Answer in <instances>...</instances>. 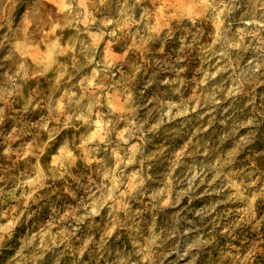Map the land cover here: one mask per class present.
<instances>
[{
	"label": "clouds",
	"instance_id": "9594fccd",
	"mask_svg": "<svg viewBox=\"0 0 264 264\" xmlns=\"http://www.w3.org/2000/svg\"><path fill=\"white\" fill-rule=\"evenodd\" d=\"M23 2L29 4V10L19 20L11 15L0 18V46L19 38L29 25V35L38 38L44 28L57 21L63 28L71 26L69 17L73 20L78 18L71 5L64 12L51 8L49 5L56 0H39V7L32 0ZM158 3L161 8L174 7L175 10L153 29L150 17L161 15ZM103 4L105 0H99V5ZM91 6L94 10L98 7L96 3ZM138 7L143 9L140 19L138 21L133 16L131 23L136 25V36L141 44L134 49L135 59L130 61L132 71L126 70L118 79L116 73L119 68L94 73L95 86L88 88L79 99H74L69 109L72 111V127H83L82 131L68 133L65 141L73 143L77 150L81 147L77 141L85 138L87 129L99 120L104 121V136L94 138L95 142L87 145L91 156H99L97 166L93 168L96 180L88 177L86 183L79 185L90 193L88 202L81 205L90 222L79 236L74 231L69 232L71 239L65 237L55 241L49 238L43 246L25 240L19 250L9 247L17 243L15 235L18 232L14 235L13 231L6 229L5 235H0V264H45V248L49 245L55 247L57 243L62 245V250L55 264H264V214H259L252 203L259 199L264 204V153L238 159L255 138L252 130L264 126V88L261 87L264 85V0H180L175 6L167 0H132V3L123 0L122 17ZM189 7L192 11H187ZM167 20L173 23L169 24ZM208 21L216 24L215 37L212 32L205 35L204 26ZM237 24L242 27L236 29L234 26ZM113 27L115 30L110 31V39L126 42L128 33L115 25ZM168 40H173L174 46L166 51L163 42ZM146 41H153V46L145 47ZM156 43L160 46L156 47ZM85 47L89 50L85 51ZM85 47L74 53L80 59L70 66L69 77L85 69L91 63L90 58L95 56L91 44ZM195 64L200 65L195 74L185 75ZM96 67H101V63ZM217 73L230 80L232 87L218 84L213 79ZM137 74L141 76L139 81ZM0 76L7 78L8 74ZM193 85L198 90L197 94L185 99L187 88ZM114 89L122 97L123 110L112 106ZM149 89L156 90L151 98L146 91ZM221 100L226 106L221 105ZM47 103L50 109L48 119L57 122L50 129L41 122V129L52 132L66 127L62 119L57 120L63 113L57 111L54 98H49ZM206 105L216 128L211 135L200 136V133L208 132L201 120L196 131L191 132L195 138L189 139L179 153L171 155L173 170L181 164L187 168V173L181 171L174 177V186L172 181L166 183L165 193L169 187H174L172 198L169 200L151 192L155 181L163 182L162 176L150 174L149 169L164 148L146 154V134L187 135L193 126L189 113ZM10 107L7 103L4 105L9 110ZM217 108L221 109L220 119H217ZM137 109L141 112L137 113ZM145 111L147 116L143 114ZM78 112L82 117H76ZM200 116L201 113H196L197 118ZM148 117L156 119L150 127ZM177 117H184L183 123L177 121ZM13 119L17 121L18 128L5 136L2 127L5 115L0 109V137H4L3 142L8 144V149L0 152V208L7 204L9 212L20 209L14 217V221L19 222L21 217L30 214L27 211L28 200L17 193V189L26 191L21 176L39 165L42 153H35L36 165L28 160L29 168L20 175L16 174L17 165L11 162L12 143L21 135H27L30 129L25 127L22 114L13 116ZM171 121H176L179 127H172ZM122 122L127 125V137L138 138L131 153L127 150L125 134L121 132ZM241 128H248L250 134L240 135ZM229 144H234V148L226 153L224 149ZM117 150L124 156H120ZM114 153L120 165L118 171L111 168ZM137 153H140L139 171L143 175L135 184H125L124 168L136 158ZM5 156L9 161L7 166L3 163ZM25 156L28 153L23 152L22 147L16 150L17 160L23 162ZM193 156L197 162L204 161L195 170L185 161L186 157ZM239 163L244 166L237 168L236 172H229ZM69 169L70 165L65 168L63 177L57 169H50L49 176L54 182L62 178L67 180L72 177ZM84 169H87V164ZM105 169L110 175L102 180ZM85 170L78 175H87ZM225 173L228 174L227 183L223 180ZM233 175L238 178V183L232 179ZM112 180L118 183H113L110 190L108 183ZM217 181L219 186L214 183ZM202 184L208 188L204 199L213 193H224L228 201L240 202L244 207H230L226 201H216L214 197L213 203L203 206L204 200L198 199ZM121 187H124L123 193ZM225 189L231 195H227ZM118 200L123 203L118 205ZM13 204L16 208L12 207ZM218 204L223 207H218ZM15 227L16 223H12L11 228ZM11 252L14 254L8 255Z\"/></svg>",
	"mask_w": 264,
	"mask_h": 264
},
{
	"label": "rangeland",
	"instance_id": "374dc122",
	"mask_svg": "<svg viewBox=\"0 0 264 264\" xmlns=\"http://www.w3.org/2000/svg\"><path fill=\"white\" fill-rule=\"evenodd\" d=\"M32 2L39 7V0H32ZM93 3L98 5L96 10L91 6ZM122 3L123 0H105V4L103 5H99V0H56L55 3L49 5L51 8L56 9L58 12H64L67 11V6L71 5L72 9L78 13L76 20L69 17L70 27L62 28L60 22L57 21L51 27L44 28L37 38L34 35H29V32H31V26L29 25L21 32L19 38L10 44L0 46V64L3 65L0 67V74H8L7 78L0 76V109H3L5 115V121L2 125L5 130V136L12 133L13 129L18 128L17 121L13 119V116H20L22 114L25 127L30 129L27 135H21L20 139L12 143L11 162L17 165L15 169L16 174L20 175L25 169L29 168L28 160H31L32 165H36L35 153H42L39 157V165L32 168L29 174L21 176L26 191L17 189V193L22 194L28 200L27 211L30 214L26 217H21L20 221L17 222L14 221V217H16L17 211L20 209L9 212L6 210L8 208L7 204L3 208H0V235H5L6 229L13 231L14 235L18 232V235H15L17 243L9 245V247L19 250L25 240L43 246L49 238L55 241H59L65 237L71 239L68 236L69 232L74 231L79 236L81 230L90 222L87 212L81 206L88 202L87 198L90 196V193L84 188L79 187V185L86 183L88 177L96 180L93 168L97 166L99 156H91L87 145L94 143V138L104 136V121L99 120L94 126L87 129L85 138L77 141L81 146L77 150V147L73 143L65 141L68 133L82 131L83 127L80 129L72 127V111L69 109L74 99H79L88 88L95 86L97 81L94 78V73L109 68L113 70L119 68V72L116 73L118 79L120 74L126 70L128 72L132 71L130 61L135 59L134 49L141 44V41L137 39L136 25L131 23V19L134 16L139 21L143 9L138 7L133 9L129 15L122 17ZM129 3H132V0H129ZM167 3L175 6L179 5L180 0H167ZM5 5H8V7L6 8ZM157 8L160 9L161 15L150 17L153 29L157 28L162 23V20H166L172 11L175 10L174 7L170 9L161 8L159 3L157 4ZM28 10L29 4L23 2V0H2L0 2V18H3L5 15H11L19 20ZM187 11H192V8L189 7ZM221 19H223L222 16ZM167 23L171 24L173 22L167 20ZM114 25L128 33L126 42L124 40L113 42L110 39L109 34L110 31L115 30ZM204 27L205 35H207V32H212L214 37L217 35L215 22L208 21ZM234 27L238 29L242 25L237 24ZM88 44H91L95 49V56L90 58L91 63L81 72H74L69 77L70 66L80 59L74 53ZM144 46L151 48L153 41L144 42ZM155 46L159 47L160 44L156 43ZM173 46V40L163 42V47L166 51ZM88 50L85 47V51ZM218 51H222V49H218ZM97 63H101V67H96ZM199 67V64H195L194 67L190 66L185 75L190 77L195 74ZM13 73H18V75H13ZM85 77H87V82L85 81ZM107 78L111 79V76L107 75ZM200 78H203V76L201 75ZM140 79V74H137V81ZM213 79L221 86L226 84L227 87H232L231 81L223 77L221 73H217ZM261 87L264 88V85ZM113 91L115 95L112 96V106L123 110L122 97L119 95L117 89ZM146 91L149 92V98H151V95L155 94L156 90L149 89ZM197 92L198 90L193 85L187 88L184 98L187 99L197 94ZM49 98H54L57 111L63 113L62 116L57 117V120L62 119L67 125L59 131L53 130L49 132L48 129H41V122L47 124L49 129L57 122L48 119L50 109L47 101ZM175 99L178 100L179 97ZM6 103L11 106L10 110L4 108ZM220 103L226 106L223 100ZM136 111L137 113L141 112L140 109ZM196 113H201L200 118L196 117ZM204 113L207 114L205 115ZM143 114L147 116L146 111ZM216 115L217 119L222 118L220 108L216 109ZM93 116L95 118V113H93ZM189 116L193 118V126L187 135L181 133L179 137H170L166 133L161 132L155 136L147 133L145 137L144 152L146 154L150 155L156 153L161 147L164 148V152L160 154L159 158H154V162L149 169L150 174L162 176L163 182L155 181L150 191L159 193L169 200L172 198L174 187H169L167 193H165L166 183L172 181L174 186V177L181 171L187 173V168L183 164L173 170L170 159L171 155L179 153L189 139L195 138L191 136V132L196 131L201 120L203 126L208 129V132L200 133V136L211 135L213 129L216 128V124L211 120L212 113L207 105L203 109L197 107L195 112L189 113ZM76 117H82V114L78 112L76 113ZM148 119L150 120L149 127L152 123L156 122L155 118L148 117ZM176 119L183 123L185 118L177 117ZM170 124L174 128L179 127L176 121H171ZM210 124L212 125L211 127H209ZM126 128L127 125L122 122L121 132L125 134V143L128 145L127 150L131 153L133 146L138 142V138H128ZM31 129H35L36 131L32 132ZM252 131L255 132V138L240 157H238L240 160L255 153H264V126ZM239 134L247 136L250 134V130L248 128H241ZM3 141L4 137H0V152H5L8 149V144ZM33 141H35V144H33ZM21 147L23 152L28 153V156L24 157L23 162L16 159V150H20ZM233 148L234 144H229L224 150L227 153ZM119 155L124 156V153L119 152ZM140 159V153H137L136 158L131 160L130 163H127L128 158H125L127 163V167L124 168V172L126 173L125 184H135L136 180L143 175L139 171ZM185 161L194 170L201 167L204 163L203 160L197 162L194 156L191 158L186 157ZM3 163L5 166L8 165L7 156L4 157ZM85 164H87L86 170L84 169ZM69 165L72 177L76 179L73 180L72 177H69L67 180L63 178L55 182L51 180L49 176L50 169H57L63 177L65 175L64 170ZM243 166L242 163H239L236 168L229 169V172H236L237 168ZM119 167L116 153H114L111 168L118 171ZM81 170H85L87 175H78ZM109 175V171L105 169L101 179H106ZM232 179L237 183L239 182L235 175L232 176ZM223 180L224 183L228 182L227 173L223 175ZM113 183H118V181L112 180L108 183L110 190ZM214 183L219 186L218 181ZM120 191L123 193L124 187H121ZM198 191L200 193L198 199L204 200L203 206L213 203L214 197L216 201H226L230 207H244L240 202L228 201L224 193H213L212 196L204 199L205 194L208 192L205 184H202ZM225 192H227V195H231L228 189H225ZM121 203L123 201H117L118 205ZM252 203L257 208L259 214H264V212H260L261 209H264V204H261L259 199H254ZM217 206L223 207L222 204H218ZM12 207L16 208V205L13 204ZM12 223H16L15 228H11ZM60 250H62V245L59 243L55 247L51 245L46 247L44 251L45 264H55L56 258L60 255ZM13 254L14 252L8 253V255Z\"/></svg>",
	"mask_w": 264,
	"mask_h": 264
}]
</instances>
